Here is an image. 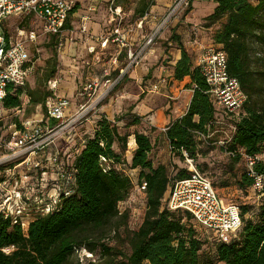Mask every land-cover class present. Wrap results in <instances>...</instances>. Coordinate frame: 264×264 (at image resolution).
I'll list each match as a JSON object with an SVG mask.
<instances>
[{
  "label": "trees",
  "instance_id": "16d2710c",
  "mask_svg": "<svg viewBox=\"0 0 264 264\" xmlns=\"http://www.w3.org/2000/svg\"><path fill=\"white\" fill-rule=\"evenodd\" d=\"M125 3L127 0H112L110 6L121 10ZM213 3L212 12L204 18L205 27L223 20L212 41L225 53L227 73L239 83L246 97L242 114L224 147L233 162H237L242 158L240 151L247 156L264 153V0L255 3L213 0ZM153 5L151 0H137L133 17L140 20ZM26 24L27 20L18 26ZM69 27L67 19L63 28ZM168 41H173L180 51L172 78L177 81L188 78L192 95L184 115L166 127L164 136L170 153L182 157L185 152L194 162L197 134L207 135L216 112L205 79L179 36L172 33ZM55 66L53 54L45 79L53 76ZM122 68L113 71L116 76ZM25 88L26 84L17 88L9 86L0 109H21L25 96L29 104L45 110L44 102L51 95L45 92L40 96L35 90ZM117 121L101 116L89 134L68 146L67 151L64 147L61 149L62 168L72 180L68 194L61 195L55 210L28 219L24 227L21 221L13 223L0 213V264H73L75 253L80 250L88 251L90 256L97 255L95 260L88 258L85 264H264V195L255 220L246 217L250 213L247 206H238L241 225L229 243L217 242L205 234L200 239L190 215L170 211L165 202L171 184L187 176L185 168L178 169L175 180L170 183L167 168L159 163L154 165L149 158L153 144L148 134L136 129L139 118L132 117L125 122V127L132 130L123 135L118 132ZM13 124L15 129H22L19 121L14 120ZM130 136L135 147L129 162L123 164L120 155L126 150ZM75 149L78 150L73 153ZM46 156L44 152L43 160ZM253 171L264 177V161L256 162ZM133 173L135 186L145 183V190L141 192L144 212L137 229L127 235L129 252L124 253L108 246L106 239L114 228L126 225L128 212H120L118 205L126 200L132 188ZM252 183L245 170L239 188H251ZM202 246L208 247L211 258L200 254Z\"/></svg>",
  "mask_w": 264,
  "mask_h": 264
},
{
  "label": "built area",
  "instance_id": "2783aa9c",
  "mask_svg": "<svg viewBox=\"0 0 264 264\" xmlns=\"http://www.w3.org/2000/svg\"><path fill=\"white\" fill-rule=\"evenodd\" d=\"M187 4L188 0H173L168 16ZM74 5L73 0H0V102L9 86H25L33 71L32 46L39 37L55 38L61 43L65 31L63 26ZM109 11L116 17L115 27L100 37L98 43L102 50L108 49L110 45L116 47L111 59L113 63L128 48L126 36L131 29L122 28L120 9H112L110 6ZM168 16L160 20L154 33L165 26ZM12 17H19V23L27 20L26 26L30 31L24 29L26 26L19 27V23L15 28L24 38L18 39L14 32L8 30L7 23ZM152 42L153 35L135 50L127 51L124 70H119L115 81L122 72L139 64ZM88 51L92 53L94 48ZM195 65L208 86L207 93L216 116L229 119L233 132L246 97L239 83L227 73L225 53L218 48L202 47ZM97 87L95 82L79 87L76 96L89 104L86 107L81 104L75 112L70 110L71 102L68 98L55 94L47 97L44 108L49 124L42 120H26L20 123L22 129H15L13 124L6 134L0 127V213L11 218L13 223L21 221L24 227L28 219L55 210L61 195L68 194L67 188L72 178L62 168L61 149L64 147L67 151L68 146L76 142L73 136L75 128L96 110L95 104L103 97L99 96L92 101ZM200 137L204 136L197 134V138ZM229 139L220 144L225 145ZM60 141L63 144L61 147ZM44 152L47 156L43 160ZM239 153L253 180L251 189L258 196H263L264 177L257 175L253 166L258 161H264V153L254 156H247L241 151ZM182 157L187 176L171 184L165 197L167 208L188 213L195 224L211 238L229 243L241 225L239 207L221 199L209 179L196 169L193 160L185 152H182ZM136 189L143 192L145 183L136 185Z\"/></svg>",
  "mask_w": 264,
  "mask_h": 264
},
{
  "label": "rangeland",
  "instance_id": "374dc122",
  "mask_svg": "<svg viewBox=\"0 0 264 264\" xmlns=\"http://www.w3.org/2000/svg\"><path fill=\"white\" fill-rule=\"evenodd\" d=\"M153 1V6L160 5L163 8V14H160L158 18L159 21L156 23H144L142 27L143 36H145L144 40L141 43H144L150 36L153 35V42L150 44L148 51L153 50L154 47L162 49L164 52L165 48H168L167 41L164 40L168 38L171 30H169L170 23L173 20H178L179 22H183L182 27H184L185 31L190 32L191 28H200L206 29L204 18L208 16L212 12L213 8V0L209 1H200V0H188V4L186 6L180 7L178 11L170 14V7L172 5L173 0H151ZM251 3H255L256 0H249ZM137 0H127V3L121 6L120 15L123 18L121 26L124 29L135 28V22L137 18H134L132 15L133 8L136 5ZM108 7V6H104ZM190 7V11L187 13V9ZM107 9V8H106ZM151 9V7H150ZM149 9V11H150ZM193 10V12H192ZM168 16V21L165 26L157 33H154L156 27L158 26L161 19ZM19 17H12L9 19L7 23L8 30L10 32H14L17 38H24L23 34L15 31L17 24L19 23ZM110 14L106 15V25L103 28L105 33L110 31L109 29L114 27L116 21L112 19L111 23H109ZM223 20L213 24L208 27L211 28L210 31H203L202 34L204 38V44L206 47L218 48L212 41V36L214 32L218 30L220 24ZM77 25V24H76ZM24 29L29 30L27 26ZM81 31V28L79 29ZM22 31V30H21ZM167 31L169 33H167ZM165 34V36H164ZM193 36V35H192ZM66 37V36H65ZM55 38H44L39 37L32 46L33 48V71L26 82L25 89L35 90L40 96L46 92L49 95H57L64 97L67 96L66 91L75 89L73 92L74 97L77 98V102L74 101V110H78V105H84L85 107L89 104L85 101H81L76 96V91L82 84L92 82L91 80L99 79L100 76V66L102 63H105V68L107 70V78H110L109 82H105V80H99L98 87L95 92V98L99 96H103L102 99L97 102L94 108H97L99 105L107 103V101L115 96V93H118L123 88L122 85L125 82V74L126 71L122 72L120 78L115 81L116 74L112 72V67L115 65L118 68L122 67L124 70V65L126 61L123 57V52L120 54L117 62L112 63V55L113 50L109 49L105 54V57H99L98 51L92 52L90 54H86V51L80 48L77 51L70 49L69 40L64 38V35L61 39V43H55ZM172 47H176V44L173 41H169ZM141 45V44H139ZM135 48H132V50ZM256 49V46L254 47ZM258 49V48H257ZM82 51V52H81ZM148 51L145 53L147 54ZM166 52V51H165ZM164 52V53H165ZM75 53L73 56L69 54ZM55 54L56 66L55 73L49 79H45L46 72L48 71V62L52 60V55ZM144 54V55H145ZM149 54V53H148ZM69 55V56H68ZM143 55V56H144ZM143 58V57H142ZM168 59L162 60V57L157 59V62L154 63L153 69H157L156 67H164L163 70H167V62ZM130 91V90H128ZM132 92H139L136 87L133 86ZM50 92V93H49ZM68 98V97H66ZM23 105L21 111H3L0 109V127L1 130L8 132L9 126L13 125L14 120L24 122L26 120L37 121L42 120L49 124L46 121V113L43 108L39 105L29 104L28 100L25 96L22 97ZM68 100L71 99L68 98ZM91 101V102H92ZM90 102V103H91ZM73 103V101H72ZM122 125H119L118 132L123 135L128 132H131L132 129H127L125 127V120H122ZM232 122L229 119L220 118L219 116L215 117L214 122L207 130V135L203 138L200 137L196 139L197 142V154L194 158V165L196 169L204 174L209 181L211 182L213 188L219 195L221 199L225 202L233 203L239 207L247 206L250 213L246 215L248 218L251 216L252 220H255V212L260 202V196L256 192H253L251 188H246L242 190L239 188V180L241 178V174L245 172L246 165L243 158L238 159L237 162H233L232 158L225 151V145H221V142L228 140L232 134ZM132 137V136H131ZM130 138V137H129ZM127 139L126 150L120 155V160L123 164L129 162L130 155L132 154V147L130 145V140ZM133 138V137H132ZM63 144L60 141L59 147ZM154 147V146H153ZM158 149L154 150L150 153L149 158L153 160L154 165L160 163L163 164L167 168V174L170 179V183L173 182L174 176L178 169L185 168V162L183 157L176 156L175 154L170 153L169 148L166 146H162L161 142L157 144ZM115 152L119 153V150L115 148ZM46 178V176L44 175ZM135 173L132 176V188L124 202H121L118 205V209L120 212L127 211L128 218L125 226H119L114 228L113 232L108 234V238L106 239V243L108 246L114 247L117 250H121L124 253H128L127 246V235L129 232H132L137 229L139 224L141 223L143 212H144V197L143 194L138 192L134 182ZM53 194V192H50ZM189 224V223H188ZM199 235V238H203V236L207 235L205 231L199 226L194 227ZM205 234V235H204ZM200 254L211 258V254L209 252L208 247H203L200 250ZM97 255H92L88 253L86 250H80L75 253L73 264H85L86 260L91 257V259H96Z\"/></svg>",
  "mask_w": 264,
  "mask_h": 264
},
{
  "label": "crops",
  "instance_id": "0c3cea01",
  "mask_svg": "<svg viewBox=\"0 0 264 264\" xmlns=\"http://www.w3.org/2000/svg\"><path fill=\"white\" fill-rule=\"evenodd\" d=\"M73 1L75 2V9L68 16L70 27L63 32L64 38L67 37L69 40V51L71 49L77 51L81 48L82 51L83 49L86 51V54H90L88 49L94 48V52L96 53V51H98L99 57L102 58L105 57V54L111 47L114 54L116 48L114 45H110L108 49L102 50L98 43L99 38L109 32L107 31L105 33V30H103L107 23V13L110 14L109 23L112 22V19L116 20L115 15L109 11L112 0ZM104 6L108 7L104 8ZM214 6L215 4L213 5V8ZM162 11L163 8L160 7V5L152 6L149 13L140 20V24L139 20L135 22V28H131V32L126 36L128 48H125L122 53L126 62L127 51H133L139 46V44H143L141 43L145 38L142 32L143 24L148 22L156 23L159 21L160 18L158 17L160 14H163ZM182 24L183 22H179L178 20L171 21L169 27L171 32L169 36L172 33L179 36L180 42L185 50L191 55L192 62L195 64L200 49L206 46L203 42V31H210L211 28L202 29V31L200 28H191V31L188 32L184 30ZM80 28L81 31L79 30ZM109 30L112 29L110 28ZM167 33L169 32L167 31ZM168 38H164V40L168 42V48L164 49V52L166 51L165 53L162 49L156 47H154L153 50H149V54H145L138 65L126 72L125 82L122 85L123 88L121 91L115 93V96L110 98L107 103L99 105L94 112L90 113V115L75 128L73 135L75 141L79 139L81 140L85 135L89 134L93 129L95 120L101 116L111 122H114V120L117 119V127L122 125V120H125L126 122L129 118L138 117L140 124L136 129L149 135L154 150L158 149L157 144L160 142L162 146H166V148L168 147L163 129H165L171 122L184 115L192 95L188 78H184L181 81L172 78L173 66L180 58V51L176 47H172ZM215 46L218 47L217 45ZM132 48L135 49L132 50ZM74 54L75 53H70L69 55L73 56ZM160 57H162V60L168 59L166 62L168 64L166 67L167 70H163L164 67L162 66L159 68L156 67L157 69L152 68L154 63L157 62V59ZM104 65L105 63H102L100 66L101 73L99 79L91 80L92 82L98 84L97 81L103 79L105 82L110 81L109 77V79H106L107 70ZM116 68H118L116 65L112 67V72ZM133 86L136 87L139 92H132L131 90ZM75 89L76 88L66 91V97L71 99L70 110L72 112L74 109V101L77 102V98L74 97L73 94ZM64 96L65 95L58 97ZM134 147H132L131 151H133Z\"/></svg>",
  "mask_w": 264,
  "mask_h": 264
},
{
  "label": "bare ground",
  "instance_id": "6f19581e",
  "mask_svg": "<svg viewBox=\"0 0 264 264\" xmlns=\"http://www.w3.org/2000/svg\"><path fill=\"white\" fill-rule=\"evenodd\" d=\"M129 140H130V141H129V142H130V145H133V146H135L133 138H132V137H130V138H129Z\"/></svg>",
  "mask_w": 264,
  "mask_h": 264
}]
</instances>
